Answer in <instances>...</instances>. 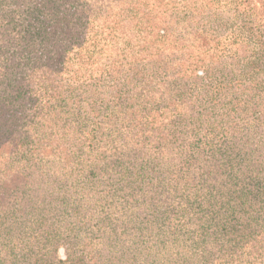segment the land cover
I'll list each match as a JSON object with an SVG mask.
<instances>
[{"label":"trees","instance_id":"1","mask_svg":"<svg viewBox=\"0 0 264 264\" xmlns=\"http://www.w3.org/2000/svg\"><path fill=\"white\" fill-rule=\"evenodd\" d=\"M177 2L0 0V97L15 103L17 110L30 108L33 116L57 124L65 121L60 112L66 103L59 98L66 91L103 90L106 81L126 67L153 62L168 73L174 62L179 73L197 77L200 69L208 70L226 56L237 63L264 57V0ZM113 97L122 100L119 94ZM4 111L0 102V115ZM6 121L0 118L1 131ZM31 121L25 119L24 126ZM72 131L78 134L77 129ZM21 145V140L8 143L7 152L14 154ZM169 149L133 156L127 176L118 178L111 194L91 193L104 189L98 181L84 185L98 209V222L69 219L78 205L89 214L94 212L89 192L77 193L78 185L61 180L47 188L31 185L23 198L17 182L26 173L7 174L0 182V223L12 210L15 223L30 229L27 233L46 257H34L28 264H164L182 251L189 254L177 258V264H203L202 258L195 257L203 248L214 253L208 259H219L230 233L243 231L234 222L243 206H251L246 187L235 188L222 175L211 173L213 167L203 172L195 156L158 169L170 159ZM61 150L53 146V151ZM80 194L79 200L69 196ZM57 201L59 211L50 216L44 205L51 210ZM115 201L121 205H113ZM39 206L44 207L43 213L38 212ZM107 221L118 223L122 231L109 240L103 235L96 238ZM243 225L250 237L264 236V218L252 211ZM206 233L221 238L214 252L209 246L214 242ZM62 243L67 247L66 260L50 255ZM12 254L13 264L31 256L26 251Z\"/></svg>","mask_w":264,"mask_h":264},{"label":"rangeland","instance_id":"2","mask_svg":"<svg viewBox=\"0 0 264 264\" xmlns=\"http://www.w3.org/2000/svg\"><path fill=\"white\" fill-rule=\"evenodd\" d=\"M237 62L226 56L220 64L200 69L197 77L179 73L174 62L168 73L153 62L137 68L126 67L106 81L103 90L84 94L93 89L84 87L76 92L71 89L63 92L59 101L66 106L60 113L67 122L57 124L46 123V117L33 116L30 108L25 110L26 117L15 103L0 97L5 109L0 118L7 119L6 128L0 130V182L7 174L26 173L17 182L23 198L28 197L31 185L47 188L58 180L78 185L77 193L89 192L84 185L98 181L104 189L91 193L111 194L118 178L127 176L125 170L133 162V156L170 147V159L158 169L179 164L187 155L195 156L203 172L213 167L211 173L222 175L235 188L243 191L246 187L245 198L251 205V209L243 206L234 222L244 232L230 233L227 238L230 241L225 243L219 259H208L214 253L206 248L200 249L195 257L202 258L203 264H264V236L250 237V230L243 225L249 211L264 218V57L258 56L249 63ZM116 94L122 100L115 99ZM21 112L23 116L18 118ZM25 119L32 121L24 126ZM19 140L22 141L19 150L14 154L7 152V144ZM53 146L61 148V152L53 151ZM91 193L87 195L94 212L89 214L78 205L70 212L71 221L98 222V209L93 205ZM69 196L79 200L81 194ZM10 197L14 203L17 201L14 195ZM113 205L121 202L115 201ZM44 206L51 216L58 213L61 203L55 202L51 210ZM43 211L44 207L39 206L38 212ZM12 213L6 212L5 222L0 223V264H13L15 252L26 251L31 255L17 264L46 257L39 254L27 233L30 229L16 224ZM103 225L96 238L103 235L109 240L122 231L114 221ZM206 234L214 242L215 246L209 245L214 252L216 241L221 238ZM191 246L190 243L187 247ZM53 254L66 260V245L62 243L52 249L50 255ZM185 254L189 253L182 251L164 264H177V258Z\"/></svg>","mask_w":264,"mask_h":264}]
</instances>
